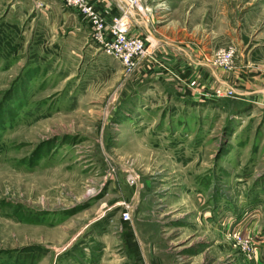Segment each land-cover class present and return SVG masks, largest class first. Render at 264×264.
Listing matches in <instances>:
<instances>
[{"label": "rangeland", "instance_id": "374dc122", "mask_svg": "<svg viewBox=\"0 0 264 264\" xmlns=\"http://www.w3.org/2000/svg\"><path fill=\"white\" fill-rule=\"evenodd\" d=\"M26 3L0 4V264H264V0H140L132 24L155 43L203 49L170 81L127 75L62 1ZM228 49L230 71L214 63ZM190 83L237 94L175 95ZM181 192L212 225H145L155 249L124 236L145 198Z\"/></svg>", "mask_w": 264, "mask_h": 264}, {"label": "built area", "instance_id": "2783aa9c", "mask_svg": "<svg viewBox=\"0 0 264 264\" xmlns=\"http://www.w3.org/2000/svg\"><path fill=\"white\" fill-rule=\"evenodd\" d=\"M60 1L81 17L92 30L93 40L102 51L120 63L127 75L136 76L152 73L156 76V78H153L157 81L171 80V71L175 70L169 68L167 64L174 61H182V59L172 54H166L160 47L159 42L155 43V36L152 33H148V36L144 35L143 37L140 36L141 34H134L131 30L133 27H136L140 32L142 30L138 24H132L131 20L136 16L137 18L140 17L143 21L141 16L144 17V10L142 9L140 0H122L121 12L112 18H106L97 8L94 0ZM232 57V49L221 50L217 53L214 63L223 70L230 71L232 69ZM177 74L180 75V73ZM183 75H185V71H181V76L183 77ZM222 85L220 87L203 88L202 86L190 83V88L176 89V91L182 96L191 94L194 101H206L210 103L217 102L225 97H231L232 94L236 95L233 90L224 88L227 85H224V83ZM195 87L202 89L198 91ZM129 179V183H135V177H130ZM121 220L124 222L131 221V212L128 207L123 209ZM244 248L247 247L244 246Z\"/></svg>", "mask_w": 264, "mask_h": 264}, {"label": "crops", "instance_id": "0c3cea01", "mask_svg": "<svg viewBox=\"0 0 264 264\" xmlns=\"http://www.w3.org/2000/svg\"><path fill=\"white\" fill-rule=\"evenodd\" d=\"M26 1H30V0H9V1L8 0H0V4H2L3 2H6L7 5H10L9 6L10 9H16L22 5L23 6L26 5L25 7H29L30 3H26ZM94 3L97 6V8L104 14V16L106 18H112L113 16L117 15L120 12L121 6L123 5L122 0H94ZM148 20L150 21V17L145 19V21H147V22H148ZM143 24H144V27H142V29L146 32L148 30L147 27L149 26V24H147L146 22H143ZM134 25H137V23L135 22ZM87 28L88 27H86V29ZM148 31L151 33L150 30H148ZM132 32L134 34H136L137 32H140V31L136 27H133ZM159 41L158 42L160 44H165L166 48L171 49L172 53H175L176 56L183 57L182 58L183 62L189 61L193 65L196 66V64H199V62L204 60V58L201 54L202 53L201 50H203V49L198 45V43L184 42L183 43L184 45H182L181 47L178 46L177 48H175V47H172V46L168 45L167 43H165L162 40V38L159 39ZM194 46L197 48L199 47L200 50H194L193 51L192 47H194ZM209 55L210 54H205L204 57H206L208 59ZM259 72L260 71H258V68H257V71L254 70V73H259ZM185 75L186 76L188 75L187 71H185ZM208 76H209L208 73L207 74L204 73V75H203V79L206 82H210L208 80ZM253 79H255L254 76H253ZM243 87H244V89L247 90V88L245 86H243ZM243 87H240V88L243 89ZM248 90H249V88H248ZM250 90L253 91V89H250ZM236 94H237V92H236ZM175 95L181 99H185V98L192 99L191 94L182 96L176 90H175ZM135 196L139 197V195H135ZM140 197H142V196H140ZM146 197H148V195ZM153 197H156V198L148 197V198L144 199V197H142L144 199L143 201L145 202V204L140 205L142 207V209L140 210V214L134 215L133 221H131L132 228L125 227L127 231L125 232L124 236L125 237L128 235L130 236L134 233L133 239L138 240L136 243V246L138 249H145L144 244L147 242L146 240L150 241L147 245L149 248H153L154 245L155 246L157 245V243H154L155 241H151L152 239H147V237L145 236V234L148 233L144 230L145 225H150V224L151 225H157V223L161 222V224H163V226L167 227L166 226L167 223L173 222L172 225H174V227H177V228L183 229V230L186 229L184 231H187L189 233H195V232H197L198 228L202 226L200 221L204 225H207V226L212 225L210 223H213V221H214L213 216L215 215V211H213V213L210 214L208 212V210H207V212H204L202 209L201 213H200V209L203 206L200 205L199 196L194 194V193L181 192L179 194L171 195V197H170V195H164V196H160V197L153 195ZM172 201L175 203V204H173V205H176L175 207L171 206L172 204L170 202H172ZM153 202H154V204H158L157 206L159 207V208H157L158 210L156 212L153 211V209H152ZM146 205L149 208H146ZM207 205H204V206L207 207ZM223 213L224 212L221 211L220 216H223ZM100 215L102 216L103 214L102 213L99 214L96 217V219L99 218ZM211 215H212V217H211ZM114 219L111 217V219L109 221H107V220L101 221L102 225H98L99 230L101 228L102 229L105 228V226H107V229H108V227L110 228V231L105 229L102 232V236H105L106 233L109 234L108 232H111L113 225H107L108 224L107 222H111ZM131 220H132V214H131ZM129 222L123 223L122 220H120V218H119V223L118 222L117 223L120 227L121 224L122 225L125 224L124 226H126L127 224H131ZM153 249H155V248H153ZM119 251H121V250H118L117 252L119 254H121L122 252H119ZM105 262H106L105 259L102 258L101 264H103Z\"/></svg>", "mask_w": 264, "mask_h": 264}]
</instances>
